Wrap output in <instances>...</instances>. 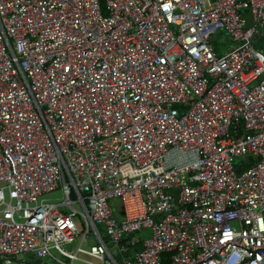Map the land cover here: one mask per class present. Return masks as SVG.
Instances as JSON below:
<instances>
[{
    "label": "built area",
    "instance_id": "obj_1",
    "mask_svg": "<svg viewBox=\"0 0 264 264\" xmlns=\"http://www.w3.org/2000/svg\"><path fill=\"white\" fill-rule=\"evenodd\" d=\"M263 39L264 0H0V264H264Z\"/></svg>",
    "mask_w": 264,
    "mask_h": 264
},
{
    "label": "rangeland",
    "instance_id": "obj_2",
    "mask_svg": "<svg viewBox=\"0 0 264 264\" xmlns=\"http://www.w3.org/2000/svg\"><path fill=\"white\" fill-rule=\"evenodd\" d=\"M213 41H214L216 46L224 47L226 49L231 48V46L233 45L232 40L230 39V37L227 34H223L221 36H219L217 34L213 37ZM262 43H264V39H263ZM255 45H257V44L255 43ZM247 162H248V158L244 157V156L236 157L234 160V164L236 166H243ZM58 196H59V194L57 193V194L53 195L52 197H58ZM49 197H51V196H49ZM110 203H111V208H112L115 216L118 219H121L123 216H122V206H121V202H120L119 198H113L110 201ZM10 264H18V263L11 262Z\"/></svg>",
    "mask_w": 264,
    "mask_h": 264
},
{
    "label": "crops",
    "instance_id": "obj_3",
    "mask_svg": "<svg viewBox=\"0 0 264 264\" xmlns=\"http://www.w3.org/2000/svg\"><path fill=\"white\" fill-rule=\"evenodd\" d=\"M139 248V247H138Z\"/></svg>",
    "mask_w": 264,
    "mask_h": 264
}]
</instances>
